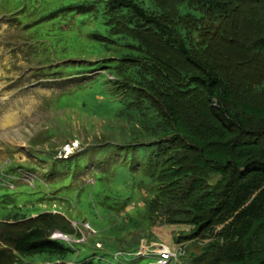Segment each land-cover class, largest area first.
I'll return each instance as SVG.
<instances>
[{
    "label": "trees",
    "instance_id": "1",
    "mask_svg": "<svg viewBox=\"0 0 264 264\" xmlns=\"http://www.w3.org/2000/svg\"><path fill=\"white\" fill-rule=\"evenodd\" d=\"M262 3L85 1L88 15L102 26L95 52L103 56L95 66L103 72L93 79L126 111L127 120L140 123L141 129L133 125L127 134L146 139L123 150L134 151L133 163L139 158L154 167L157 210L198 226L194 237L210 232L199 253L187 252L188 264H264L254 240L264 225V130L250 128V117L240 111L264 94V74L246 61L219 66L212 59L215 46L235 45L237 32L246 36L238 46L264 48V18L255 9ZM243 13L257 22L254 28ZM232 24L234 34L227 30ZM83 66V72L93 70ZM165 166L173 172L163 173L162 183L157 171ZM211 173L224 181L212 190L205 180ZM55 217L44 213L0 222V264H36L23 257L44 254L56 256L50 264H92L89 258L66 260L73 249L51 233H70Z\"/></svg>",
    "mask_w": 264,
    "mask_h": 264
},
{
    "label": "rangeland",
    "instance_id": "2",
    "mask_svg": "<svg viewBox=\"0 0 264 264\" xmlns=\"http://www.w3.org/2000/svg\"><path fill=\"white\" fill-rule=\"evenodd\" d=\"M85 1L0 0V122L8 113L17 116L5 127L0 123V171L5 163L0 221L55 214L72 239L70 263L88 258L92 264L155 263L163 245L199 253L210 232L194 237L198 226L157 210L154 167L139 158L133 163L134 151L123 150L146 139L127 134L133 125L141 129L140 123L127 120L126 111L93 79L103 72L95 66L103 56L95 52L102 26L88 15ZM255 9L263 19L264 3ZM242 19L251 29L257 23L246 13ZM227 30L233 33L234 25ZM243 37L237 32L236 46H215L212 59L219 66L246 61L263 75L264 48L238 46ZM83 65L93 70L83 72ZM254 102L240 111L250 117V128L264 130V94ZM167 167L157 171L159 182L166 181L163 173L173 172ZM222 178L211 173L205 180L212 190ZM260 228L254 240L264 252V225ZM59 232L51 237L59 238ZM23 260L49 264L56 256Z\"/></svg>",
    "mask_w": 264,
    "mask_h": 264
},
{
    "label": "built area",
    "instance_id": "3",
    "mask_svg": "<svg viewBox=\"0 0 264 264\" xmlns=\"http://www.w3.org/2000/svg\"><path fill=\"white\" fill-rule=\"evenodd\" d=\"M160 254H161V257L163 259H167V260H170L171 257H174V259L176 260L177 264H187L186 261H184L183 259H181L180 261L176 259L177 255L174 253H171L168 249H163L161 248L160 249ZM181 255V253H179ZM163 261V260H162Z\"/></svg>",
    "mask_w": 264,
    "mask_h": 264
},
{
    "label": "bare ground",
    "instance_id": "4",
    "mask_svg": "<svg viewBox=\"0 0 264 264\" xmlns=\"http://www.w3.org/2000/svg\"><path fill=\"white\" fill-rule=\"evenodd\" d=\"M17 116H15L14 114H6V116H4V118L1 120V126L5 127L8 124H11L13 120H16Z\"/></svg>",
    "mask_w": 264,
    "mask_h": 264
}]
</instances>
